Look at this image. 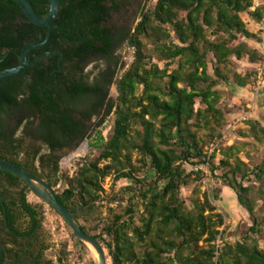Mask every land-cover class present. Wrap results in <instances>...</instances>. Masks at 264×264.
<instances>
[{"label":"trees","instance_id":"1","mask_svg":"<svg viewBox=\"0 0 264 264\" xmlns=\"http://www.w3.org/2000/svg\"><path fill=\"white\" fill-rule=\"evenodd\" d=\"M29 1L39 15L48 13L47 0ZM60 3L52 23L60 29L29 55L33 62L43 54H59L0 81V160L52 187L61 182L58 200L74 214L101 200L107 178L113 185L131 183L112 200L129 202L126 220L115 217L99 235L93 234L98 228L78 223L107 250L112 264H264V217L256 216L251 198L253 184L264 185V159L251 169L236 146L223 150L218 165L215 154L211 157L210 173L221 183L214 198L230 190L253 222L234 245L217 244L224 220L207 196L200 201L194 195L191 209L181 199L183 188L203 180L201 173L186 174L183 164L201 165L208 157L206 147L222 138L226 125L228 112L219 107L221 93L215 88L224 83L237 92L250 85L251 75H228L223 69L233 57H247L251 64L264 61L257 49L239 43L244 38L260 44L241 15L262 22V8L252 11L254 0H156L127 39L134 62L117 79L119 59L114 55L124 38L116 39L107 23L119 5L114 0ZM47 32L29 22L13 0H0V71L17 68L22 50L41 44ZM152 53L162 69L153 63ZM96 60L103 66L95 65ZM210 60L213 75L208 73ZM111 88L117 92L115 101L109 97ZM112 115L104 138L99 129ZM249 126L256 138L264 135L258 123ZM201 129L208 132L206 139L198 137ZM85 141L89 155L75 163V173L61 171L62 154ZM134 153L147 168L143 178L138 177L141 167L132 163ZM51 175H59L54 184L48 180ZM29 193L22 180L0 171V222L17 244L8 249L11 264H51L44 262L47 247L40 241L43 212L28 203Z\"/></svg>","mask_w":264,"mask_h":264},{"label":"rangeland","instance_id":"2","mask_svg":"<svg viewBox=\"0 0 264 264\" xmlns=\"http://www.w3.org/2000/svg\"><path fill=\"white\" fill-rule=\"evenodd\" d=\"M156 3V0H127L126 6L122 11L115 16L113 23L119 26L130 27L133 20H136L135 25L132 27V31L136 25L142 20L144 14L152 8ZM137 8L141 10L140 15H137ZM257 8H262L264 15V0H254L255 11ZM243 22L246 24L248 31L255 34L260 41L257 45L255 42L246 41L244 38H240L239 43H247L251 48L257 49L264 57V19L262 22L254 21L248 14L241 15ZM211 41L215 38L209 37ZM238 43H235L236 46ZM147 48L152 51L153 46L147 44ZM154 56L153 63L157 64L161 69L163 64L158 62L156 54ZM122 66L120 67L117 79L121 78L134 62V50L124 45L120 51ZM95 65L99 67L103 66L102 62L96 60ZM94 66H91L88 71L93 70ZM213 60L209 61V75H213ZM174 69V68H172ZM228 75L230 73H237L243 77L251 75L250 85L239 91L232 90L228 85L221 83L215 88L216 91L221 93V101L219 107L228 112L226 115V125L222 131V138L214 140V144H217V151L215 153V165L223 159V150L236 146L238 150V157L250 168H254L259 165L264 159V135H257V138L250 131L249 123H258L264 129V61L258 64H251L247 57L241 61L236 60L234 57L230 59L229 64L223 69ZM170 73V72H169ZM110 99L113 101L117 98V92L115 88L110 90ZM196 108H201L199 103ZM114 116L112 115L107 119L99 131H101L104 138H107L111 127L113 125ZM198 137L200 139H206L208 132L205 129L197 130ZM211 145H208L205 149L206 153ZM88 142H83L79 148L71 151H65L62 154L59 167L61 171L68 169L73 175L77 170L75 163L89 155ZM141 156L134 153L132 156V163L136 167H141L142 172L138 175L139 178H143L148 175L147 168L143 167ZM105 165V164H103ZM186 174H189L185 170ZM193 178H195L193 176ZM59 175H51L48 179L51 183L58 181ZM131 183L122 181L117 185H113L112 178H107L103 187L105 193L102 194L101 200L97 202L93 208L85 209L76 213L78 223L87 227L88 229L98 228L93 233L99 235L101 229L105 225L113 223L114 218L117 216L123 217V220L127 219L126 212L129 209V202L126 200L123 203H113L112 200ZM221 183L213 177L212 174L208 177L207 181L199 180L198 182L192 181L188 187L181 190V199L184 201L188 209L192 208L191 199L195 195L200 201H203L204 197L210 200V202L216 208V214L223 217L224 226L219 229L220 232H224L221 236L218 245H221L223 241H226L229 245H234L236 242L242 241L245 233L250 229L253 222L246 210L237 202L236 196L232 194L230 196L222 194L219 196V200H216L215 190L220 187ZM62 183L59 182L56 187H53L57 194L60 193ZM252 200L255 202V212L258 218L264 217V185L255 182L253 184ZM27 201L31 205L38 207L43 212V225L42 232L40 234V241L43 243L47 250L44 252V259L51 264H98V257L96 253L87 245L81 246L69 235V230L63 221V219L56 214L51 208H49L44 202L36 198L31 192L27 195ZM136 201L137 208L141 210V204ZM208 215V213H206ZM264 238V236H263ZM107 241H109L107 239ZM104 248V247H103ZM260 248L264 249V241H261ZM105 250L107 264H112L110 257H108L107 250ZM63 253L66 256H62Z\"/></svg>","mask_w":264,"mask_h":264},{"label":"water","instance_id":"3","mask_svg":"<svg viewBox=\"0 0 264 264\" xmlns=\"http://www.w3.org/2000/svg\"><path fill=\"white\" fill-rule=\"evenodd\" d=\"M21 9L24 16L31 22L33 25L40 28H47L48 32L45 40L38 45H27L21 52L20 55V65L17 68L0 71V81L9 80L26 70L36 67L38 63L42 60L52 57L57 53H48L43 54L40 57L36 58L33 62L29 59V53L32 50H40L44 48L52 34L53 30H59L57 26H53L52 23L56 19L59 9H60V0H47L49 3V11L45 16L39 15L31 5L29 0H13ZM0 171L8 173L20 180H22L29 188L30 192L39 200L44 202L49 208H51L56 214H58L69 226L72 233L75 235L78 241L83 244H87L97 255L98 264H107V258L105 250L100 242L93 236L85 234L77 220V215L71 213L65 206H63L57 197V193L54 188L50 186L46 181L40 179L33 174L22 170L21 168L13 165L11 163L0 160Z\"/></svg>","mask_w":264,"mask_h":264},{"label":"flooded vegetation","instance_id":"4","mask_svg":"<svg viewBox=\"0 0 264 264\" xmlns=\"http://www.w3.org/2000/svg\"><path fill=\"white\" fill-rule=\"evenodd\" d=\"M114 1L119 5L118 12L111 13V17L109 18L107 24L109 28L114 29L113 34L116 37V39L124 38L122 45L118 48L116 54L114 55L115 58L119 59V66H118V71H119L120 67L122 66V60H121V56L119 55V51L124 45L127 44L128 37L134 32V30L132 31V27L135 25L136 20H133L130 27L115 25L113 23V20L115 16L118 15L122 11V9L126 6L127 0H114ZM108 6L113 7V3H109ZM140 12L141 10L137 8V15H140ZM29 59H31L30 55H29ZM20 243L27 245V241L24 240H18V244ZM16 245L17 244L15 243V239L8 234L7 230L4 229V224L0 222V264H11L13 262V259H11L8 249L16 248ZM38 254H39V248L35 250L34 255L37 256ZM44 262L47 261L44 259Z\"/></svg>","mask_w":264,"mask_h":264},{"label":"built area","instance_id":"5","mask_svg":"<svg viewBox=\"0 0 264 264\" xmlns=\"http://www.w3.org/2000/svg\"><path fill=\"white\" fill-rule=\"evenodd\" d=\"M217 144H213L210 146L207 152V159L201 165H196L194 163H184L183 169L187 170L189 174H198L201 173L203 180L207 181L208 177L210 176V161L213 154L217 151Z\"/></svg>","mask_w":264,"mask_h":264},{"label":"crops","instance_id":"6","mask_svg":"<svg viewBox=\"0 0 264 264\" xmlns=\"http://www.w3.org/2000/svg\"><path fill=\"white\" fill-rule=\"evenodd\" d=\"M223 194L230 196L232 193L228 189H224Z\"/></svg>","mask_w":264,"mask_h":264}]
</instances>
